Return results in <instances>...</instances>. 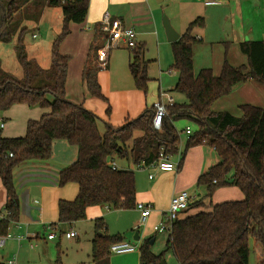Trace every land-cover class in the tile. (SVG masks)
Listing matches in <instances>:
<instances>
[{
    "label": "trees",
    "instance_id": "trees-1",
    "mask_svg": "<svg viewBox=\"0 0 264 264\" xmlns=\"http://www.w3.org/2000/svg\"><path fill=\"white\" fill-rule=\"evenodd\" d=\"M89 3L90 0H72L59 5L49 0L50 5L61 6L63 24L52 45V64L45 69L29 57L24 43L26 28L15 21L21 10L27 11L26 19L40 20L45 4L40 0H0V40L16 41L17 57L24 71L22 78L9 75L0 59V112L15 104L49 109L39 119L28 122L23 136L6 137L0 129V177L7 195L4 210L11 212L8 219H0V235L8 234L12 222L19 221L14 170L26 160L50 159L55 140L64 139L78 149L77 160L60 171L59 186L76 183L79 192L74 200L59 201L58 222L45 227L49 233L58 230L62 233L58 228L60 223L87 219L90 207L134 209L137 206L135 172L113 168V162L124 158L136 166L150 165L162 153L177 155L181 136L174 123L186 119L197 128L188 136L185 152L196 145H208L220 158L219 163L199 177L197 184L207 186L210 198L224 186L238 187L244 198L209 203L210 210L179 218L167 240V248L174 252L179 264H249L250 238L253 237L263 248L261 263L264 264V108L243 104L241 116L213 110V104L229 95L238 84L252 80L264 85V41L240 43L241 52L248 58L247 65L241 66H233L228 61L229 42H226V59L220 74L214 75L212 68L196 72L193 47L197 39L193 30L205 24L203 17H197L185 33L171 43L172 67L178 72L173 91L184 95L187 101L169 107L160 130L152 126L151 111L146 110L119 127L106 122V130L101 133L100 117L83 103L66 97L70 57L60 52L62 42L71 32L70 24L85 22ZM145 51L143 44L131 49L129 69L135 87L147 93L151 78ZM87 64L84 78L90 93L108 103L97 79L100 65L90 58ZM110 112L111 106H108L107 113ZM137 131L142 135L136 136ZM198 205L207 204L200 201ZM106 226L103 218L95 220L96 236L92 241L90 264H110L111 245L124 240L120 234L109 235ZM150 242L151 238L140 245L141 263L167 264L165 252L156 254Z\"/></svg>",
    "mask_w": 264,
    "mask_h": 264
},
{
    "label": "crops",
    "instance_id": "crops-1",
    "mask_svg": "<svg viewBox=\"0 0 264 264\" xmlns=\"http://www.w3.org/2000/svg\"><path fill=\"white\" fill-rule=\"evenodd\" d=\"M151 2L152 0H90L85 22L80 25L71 23L70 28L73 31L71 30L60 46L61 54L70 57L67 69L66 97L75 103H83L86 108L102 117L105 126L106 122L115 127L122 126L139 117L146 110H150L153 116L154 100L149 98L144 91L135 87L129 69L130 48L121 46L119 47L121 50L117 54H112L110 51L107 64L100 66L101 70L97 79L108 103L104 100L102 103L94 101L93 98L96 97L90 93L84 78V70L88 65L89 56L92 62L98 61L97 52L102 47L106 36L101 24V19L106 12H109L113 18L121 19L126 26L134 28L137 33V42L145 45V50L150 45L154 34L164 39L162 26L157 17L153 15L154 9ZM194 2L202 7V12L198 15H202L199 17L205 19L204 26L197 29L195 33L193 32L197 39L193 47L195 71L212 68L214 75L218 76L226 59V42H229L228 61L233 66L247 65L248 58L241 52L240 43L253 40L264 41V0H220V3L215 5H207L204 0H194ZM182 29L178 30L180 35L186 31V28ZM124 48H127L129 52ZM119 72L121 81L115 80L120 75ZM263 86L252 80L238 84L229 95L220 98L213 104V110L228 111L236 116H241L243 114L240 109L241 105L261 103L254 102L258 101L256 98L260 94L258 90L264 92ZM173 89L169 91L172 92ZM261 96L260 94L262 100ZM97 99L101 101V99ZM108 106H111L110 114L107 113ZM48 111V108L40 106L15 104L8 110L0 112V129L4 130L3 136L20 137L25 135L28 122L39 119ZM1 123L4 124V127H1ZM187 128L191 127L187 126ZM140 135L142 133L137 131L136 136ZM186 137L183 141L181 138L180 155L177 159L179 165L176 172H162L152 167L147 171L137 173L134 169L128 168L135 172L137 203H150L153 206L151 215L146 222H142L141 211L137 207L130 209L129 215L119 211L116 217L110 216L112 214L106 210L111 209L107 206L90 207L87 211V220L90 219L94 224L96 219L103 218L107 224L106 232L109 235L120 234L124 240L139 242L140 245L144 240L151 238V241L154 240L153 244L150 242L151 248L160 236L168 235L169 238V232H156L154 226L164 219L172 197L185 190L191 194V203L182 212L180 218L188 216L187 211L190 208L195 207L200 201L205 203L206 198H210L207 186L197 184L199 177L220 161L216 150L208 145H196L185 152L188 135ZM77 157V146L64 139H59L53 143L50 159L26 160L14 170L20 207L19 221L24 226L45 228L51 223L58 222L59 201L61 199L74 200L79 192V186L76 183L59 186V173L62 169L72 165ZM117 160L115 164L120 168ZM151 174L154 176L152 179L149 177ZM226 197L229 200H242L244 194L236 186L218 188L211 197V200L213 198L214 201L210 200V203L218 204L229 201L224 200ZM6 201L7 195L4 188L2 197H0V213L5 209ZM79 222L60 223L58 228L65 236L66 232L80 226ZM27 232L29 231L27 230ZM91 232L96 236L94 225L87 228L82 238ZM36 233L40 238V232ZM137 234L139 240H135ZM56 238L57 236L49 240L54 241ZM82 238L80 241L84 242L83 246L86 250L89 248L92 250L94 239L83 240ZM135 252L115 254L117 257H110V264H142L140 256ZM81 263L90 264L91 261L76 260L74 264Z\"/></svg>",
    "mask_w": 264,
    "mask_h": 264
},
{
    "label": "rangeland",
    "instance_id": "rangeland-1",
    "mask_svg": "<svg viewBox=\"0 0 264 264\" xmlns=\"http://www.w3.org/2000/svg\"><path fill=\"white\" fill-rule=\"evenodd\" d=\"M40 1L45 4L41 20H28L26 19L27 11L21 10L18 13V16L15 21L19 22L20 24H22V26L26 28L24 35V43L26 45L29 57L36 59L43 68L47 69L52 64L51 49L54 40L61 32L63 24V14L61 6L50 5L49 0ZM151 6H153L154 9L153 15L157 17L159 23L162 26V35L164 39L154 34L152 41L150 45H148L145 52L146 59L150 60L148 74L151 77V80L148 82V89L146 94L149 98H152V100H154L153 102H155L159 99L160 92L165 91L168 92L169 95H171L176 102L182 103L186 101V98L182 94L175 91H169L176 86L178 73L172 67V44L168 40L165 31L164 18L167 17L171 21V24L174 29L179 32L178 30H183L182 28L187 29L190 22L195 20L197 17L202 16L198 15L202 12V7L197 2H194V0H152ZM72 25L80 24L72 23ZM200 27L201 26L194 27L193 32L195 33V31ZM71 30L73 31V29ZM194 33L193 35L196 37ZM35 34L37 35L36 37L34 36ZM120 50V48H115L111 50V53L117 54L120 52ZM125 51L129 52L127 48L125 49ZM0 59L2 60V67L7 74L16 76L18 78L23 77L24 71L17 57L16 41L4 42L0 40ZM97 64L99 65L98 61ZM170 69H172L171 72ZM119 74L120 75L115 78V80L117 81H121V73L119 72ZM104 79L106 78L104 77ZM258 92L262 95V100L260 98V94L258 93L259 98L256 97L258 101H255L254 103H261H256L255 106L264 108V92L260 90H258ZM93 99L94 101L102 103V100L100 101L97 98ZM175 124L178 132L181 135L182 141L187 138L184 132L187 126H190L193 130L197 128V125L194 122L186 119L177 120L175 121ZM98 126L101 133L105 132L106 129L104 119L102 117H100L98 120ZM1 130L2 132L4 131L3 129ZM136 134L137 132L135 133V135ZM179 155L180 152L175 155V162H177ZM117 163L121 169H128L130 167L134 169L137 173H142L143 171H147L148 169L147 167L139 168L135 164H133L131 160L124 158H118ZM1 181L2 179L0 177V197H2V190H4ZM225 187L226 186L221 188ZM210 200L211 198H206V206L192 207L187 211V213L191 215L196 214L200 211L210 210ZM224 200L229 199H227L226 197L224 198ZM106 211L112 214L110 216L114 217H116L119 211H123L125 215H129L131 213L130 209H107ZM2 212H4V209L2 210ZM79 223L80 226H77V228L74 229V231L78 233V237L69 240L66 238V236H64L63 233H60L58 230L56 231L57 238L54 241H50L47 238L49 230H46L44 227L27 228V226H24L22 229H17L14 228V226L12 225L9 231L12 235H22L25 234L28 230L30 233L40 232V238L33 240V246H31V241L26 240L22 242V245L20 247L13 240H10L8 241V244L5 248H0V256H3L4 254L17 253L19 264H74L76 263V260L92 262V258L90 256L91 248L86 250L85 246H83L84 242H81L80 239L84 236L87 228L89 226H93L94 224L93 221H91L90 219L82 220ZM167 238L168 235L160 236L157 242L152 245V251L156 254L165 252V259L167 264H179L174 252L171 249L167 248ZM250 248L251 252L249 264H262L261 261L263 260V248L261 244L257 243L253 237L250 238ZM135 253L139 256L141 254L139 250ZM115 257H117L115 256V254L111 255V258Z\"/></svg>",
    "mask_w": 264,
    "mask_h": 264
},
{
    "label": "built area",
    "instance_id": "built-area-1",
    "mask_svg": "<svg viewBox=\"0 0 264 264\" xmlns=\"http://www.w3.org/2000/svg\"><path fill=\"white\" fill-rule=\"evenodd\" d=\"M59 5H64L72 0H50ZM207 5H215L220 3V0H204ZM102 29L105 32V39L102 47L97 52V58L100 66H105L109 59V54L112 49L119 48L121 46L133 49L137 46V33L134 28L126 26L121 19L113 18L109 12L104 13L101 19ZM37 36L36 34L34 35ZM166 99V100H165ZM176 103L174 98L169 95L168 92L161 91L160 97L153 104V116L151 119V124L156 130H160L164 124L166 117L168 116V109ZM1 127L4 124L1 123ZM192 133L191 128L186 129V135ZM13 156V154H11ZM178 162L173 160V156L161 154L160 158L150 164V165H140L139 168H157L162 172H176L178 170ZM113 168H116L115 162L112 164ZM150 179L154 176L149 175ZM191 194L188 191H182L174 195L171 199L170 206L165 214L162 221L154 226V231L162 232L167 231L172 233L174 223L180 218L183 211H185L191 203ZM141 211L142 222L150 217L153 210V206L150 203H137L136 206ZM11 212L9 210H4L0 213V219H8ZM14 228L22 229L24 225L20 221H13L11 226ZM9 228V231L11 229ZM57 236L56 232H50L47 236L48 239H54ZM65 236L69 239L78 236V233L74 230L65 233ZM38 238L37 233L27 232L22 235H12L8 232L6 235H0V248H5L8 241L13 240L18 246L22 244L23 241H31V246L34 245L33 240ZM140 248V243L130 242L126 240L115 242L111 245V254H125L134 251H138ZM0 264H18V254H4L0 256Z\"/></svg>",
    "mask_w": 264,
    "mask_h": 264
},
{
    "label": "water",
    "instance_id": "water-1",
    "mask_svg": "<svg viewBox=\"0 0 264 264\" xmlns=\"http://www.w3.org/2000/svg\"><path fill=\"white\" fill-rule=\"evenodd\" d=\"M164 27H165V31H166L168 40L170 42H175L181 37V35L174 29V27L171 24V21L167 17L164 18ZM94 237H95L94 233L91 232V233H89V235H86L82 239L83 240L84 239H92L93 240ZM135 240H139L138 234L135 236ZM153 243H154V240L151 241V244H153Z\"/></svg>",
    "mask_w": 264,
    "mask_h": 264
}]
</instances>
